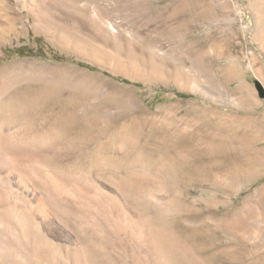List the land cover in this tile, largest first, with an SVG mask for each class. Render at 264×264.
<instances>
[{
    "label": "rangeland",
    "instance_id": "rangeland-1",
    "mask_svg": "<svg viewBox=\"0 0 264 264\" xmlns=\"http://www.w3.org/2000/svg\"><path fill=\"white\" fill-rule=\"evenodd\" d=\"M42 1L71 13L54 10L47 29L0 0V69L19 63L75 84L29 113L31 134L54 135L57 168L105 170L149 236L160 246L162 228L171 236L168 258L148 243L142 264H264V0ZM137 157L140 174L129 169ZM90 253L117 264L111 250Z\"/></svg>",
    "mask_w": 264,
    "mask_h": 264
},
{
    "label": "bare ground",
    "instance_id": "bare-ground-1",
    "mask_svg": "<svg viewBox=\"0 0 264 264\" xmlns=\"http://www.w3.org/2000/svg\"><path fill=\"white\" fill-rule=\"evenodd\" d=\"M41 2L17 0L22 9L32 14L36 25L50 29V14L65 6L45 7ZM9 5L5 4V9L12 6ZM20 14L22 11L13 19H17ZM99 19V24L105 28H115L114 23L101 17V13ZM74 86L68 78L36 68L21 67L19 63L0 69V264L108 262L100 253L94 256L89 254V248L103 252L111 250L117 258V264H126L125 259L130 251L132 264H142V248L148 243V250L168 258L167 252L164 251V254L162 251V245H168L171 236L168 235L170 237L167 239L162 228L159 231L161 246L149 236L145 224L139 220L142 217L138 213L139 209L131 205L130 195L119 182L115 187L111 186L106 180L108 175L105 170L78 176L63 173L51 155L55 152L54 135L31 134L29 113L33 106H40L51 88ZM116 155L124 154L118 152ZM144 165L137 157L131 161L129 169L140 174ZM113 169L119 173L126 168L116 165ZM146 200L152 203L159 201L156 195ZM127 244H130L129 251Z\"/></svg>",
    "mask_w": 264,
    "mask_h": 264
},
{
    "label": "trees",
    "instance_id": "trees-1",
    "mask_svg": "<svg viewBox=\"0 0 264 264\" xmlns=\"http://www.w3.org/2000/svg\"><path fill=\"white\" fill-rule=\"evenodd\" d=\"M136 85L139 86V87H143V85L140 84V83H138V84H136ZM178 96H179V97H190L191 95H189V94H184V93H178Z\"/></svg>",
    "mask_w": 264,
    "mask_h": 264
}]
</instances>
